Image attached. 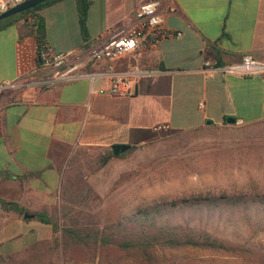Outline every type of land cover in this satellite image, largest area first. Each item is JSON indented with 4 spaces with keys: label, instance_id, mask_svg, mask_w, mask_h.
Returning <instances> with one entry per match:
<instances>
[{
    "label": "crops",
    "instance_id": "0c3cea01",
    "mask_svg": "<svg viewBox=\"0 0 264 264\" xmlns=\"http://www.w3.org/2000/svg\"><path fill=\"white\" fill-rule=\"evenodd\" d=\"M88 1L87 43L75 0H59L40 11L52 50L77 52L92 44L142 0ZM172 2L176 13L164 15V26L179 35L141 57L152 73L141 76L126 96L99 94L108 88L106 78L48 77L37 68V39L25 35L21 23L6 28L17 32L0 35V199L30 215L50 213L61 207L64 171L76 150L144 147L163 127L192 131L224 125L230 117L245 124L264 122V73L239 77L203 70L205 53L213 48L221 66L238 64L246 55L264 63V0ZM126 64L117 62L114 71L124 72ZM102 70L104 65L86 68L87 73ZM53 236L51 226L35 216L25 219L0 208V257L22 254Z\"/></svg>",
    "mask_w": 264,
    "mask_h": 264
},
{
    "label": "rangeland",
    "instance_id": "374dc122",
    "mask_svg": "<svg viewBox=\"0 0 264 264\" xmlns=\"http://www.w3.org/2000/svg\"><path fill=\"white\" fill-rule=\"evenodd\" d=\"M97 11L95 8V14ZM48 12L49 8L43 14ZM15 32L17 28L11 27L0 35L9 38ZM7 49L8 43L3 53L6 59ZM106 153L101 149L76 150L66 164L64 179L79 165L80 177L91 189L87 200L72 213H82L84 222L103 223L119 212L192 196L264 195V122L209 125L184 132L161 130L153 143L99 167L96 161ZM48 214L58 218L59 225L64 221L61 207H53ZM231 221L218 225L217 219H212L208 229L236 252L187 249L166 250L163 255L192 259L196 264H264V232H254L238 218ZM57 235L60 237V232ZM51 248L52 241L2 264H74L87 254L72 250L63 261Z\"/></svg>",
    "mask_w": 264,
    "mask_h": 264
},
{
    "label": "trees",
    "instance_id": "16d2710c",
    "mask_svg": "<svg viewBox=\"0 0 264 264\" xmlns=\"http://www.w3.org/2000/svg\"><path fill=\"white\" fill-rule=\"evenodd\" d=\"M59 0H51L22 13L11 16L0 22V30L16 23H21L25 35L34 36L39 46L45 43V22L40 11ZM80 33L87 43L86 27L87 13L90 2L75 0ZM205 59H211L220 64L219 52L213 48L205 53ZM37 68L40 59L37 51ZM129 151L118 158H124ZM113 158L111 150L97 159V165L103 167ZM73 173L63 178L61 187V208L64 220L59 225V219L47 212L34 213L43 224L49 225L53 231L52 248L63 261L69 252L86 251V257L77 258L74 264H196L192 259L179 260L163 255L164 251H183L187 249H202L236 252L209 231V223L217 219L218 225H226L232 218H238L254 232H264V195L234 193L218 196H192L169 202L153 203L139 206L128 212L116 213L103 223L82 221V213L72 215L87 200L90 187L80 177L82 168L76 165ZM32 176V174L27 175ZM0 208L5 212H14L24 216V210L16 203L0 199ZM60 232V237L58 233ZM34 248L28 249L27 253ZM24 252V253H25ZM109 252L115 253L112 256ZM107 253V255H106ZM14 256L0 257V264L13 260ZM130 259V260H127Z\"/></svg>",
    "mask_w": 264,
    "mask_h": 264
},
{
    "label": "built area",
    "instance_id": "2783aa9c",
    "mask_svg": "<svg viewBox=\"0 0 264 264\" xmlns=\"http://www.w3.org/2000/svg\"><path fill=\"white\" fill-rule=\"evenodd\" d=\"M26 0H0V14ZM172 0H142L136 8L116 25L109 27L94 39L92 44H84L77 52H55L46 43L39 46L40 71L48 77H58L69 81L80 78L108 79V88L100 89L99 94L110 96L131 95L137 80L152 71L141 65L140 59L156 51L162 40L177 37L164 26V15L175 14ZM126 61L124 72H115L119 61ZM92 65H104V70L87 73ZM204 71H219L224 74L248 77L264 73V63L246 55L238 64L218 65L211 59H204ZM159 130H168L164 127Z\"/></svg>",
    "mask_w": 264,
    "mask_h": 264
},
{
    "label": "water",
    "instance_id": "95a60500",
    "mask_svg": "<svg viewBox=\"0 0 264 264\" xmlns=\"http://www.w3.org/2000/svg\"><path fill=\"white\" fill-rule=\"evenodd\" d=\"M48 1H51V0H26L25 2L1 13L0 14V22L11 17V16L22 13L28 9L34 8L37 5H40V4L48 2ZM239 123H241V121L237 120L234 117H230V118L225 119V124H228V125H234V124H239ZM207 124L209 125L210 123L208 122ZM130 149H131V146H129V145H114L111 147V152H112L113 157H118L119 155L129 151ZM33 217H34V215H30L27 213L24 214L25 219H30Z\"/></svg>",
    "mask_w": 264,
    "mask_h": 264
}]
</instances>
